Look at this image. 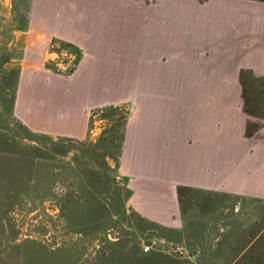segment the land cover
I'll use <instances>...</instances> for the list:
<instances>
[{
    "label": "rangeland",
    "instance_id": "1",
    "mask_svg": "<svg viewBox=\"0 0 264 264\" xmlns=\"http://www.w3.org/2000/svg\"><path fill=\"white\" fill-rule=\"evenodd\" d=\"M31 29L47 75L75 74L63 38L97 50L109 90L83 139L13 114ZM242 70L264 72V1L0 0V264H264V120ZM174 179L204 189L171 199ZM156 240L185 255H143Z\"/></svg>",
    "mask_w": 264,
    "mask_h": 264
},
{
    "label": "crops",
    "instance_id": "2",
    "mask_svg": "<svg viewBox=\"0 0 264 264\" xmlns=\"http://www.w3.org/2000/svg\"><path fill=\"white\" fill-rule=\"evenodd\" d=\"M25 38V52L13 102L14 116L31 133L59 138H85L88 132V111L90 107L103 106L105 104L102 102L103 98L109 90V83L104 80V70L102 67L101 70L98 68L100 62L97 50L94 49V46L89 49L87 43L81 38H63L64 42L71 43L81 53L75 74L69 79L63 80L61 77L47 75L41 68V62L38 59L44 44L36 38L35 30L31 29ZM35 58L37 61H34ZM254 73L257 72L254 71ZM257 76L264 77V72ZM195 84L199 86V83ZM188 86L192 88L195 85L189 83ZM175 88L180 89L179 85L172 87L173 90ZM166 94L165 92L160 93V106L167 105L168 96ZM150 121L153 122L154 119L151 118ZM262 128H264V124L260 130ZM197 144L199 147L203 146V144ZM184 167L188 169L187 166ZM179 168L174 169L173 166L170 169ZM166 169L169 170V167ZM123 175L131 177L126 172ZM160 175L159 178L168 181L165 176L167 174L162 172ZM167 181H163V183ZM167 183L173 189L169 193L171 199H176L179 196L177 191L179 186L204 189L203 186L197 187L191 182L183 183L178 179Z\"/></svg>",
    "mask_w": 264,
    "mask_h": 264
},
{
    "label": "trees",
    "instance_id": "3",
    "mask_svg": "<svg viewBox=\"0 0 264 264\" xmlns=\"http://www.w3.org/2000/svg\"><path fill=\"white\" fill-rule=\"evenodd\" d=\"M264 1V0H257ZM57 43V42H54ZM63 47L73 49L76 52V64L81 58V53L69 43L58 41ZM239 82L241 85V97L243 99V109L247 115L264 120V77L255 76L250 70H242L239 74ZM262 125H257L253 132L258 131ZM248 133H253L247 129ZM181 190L178 189L180 196Z\"/></svg>",
    "mask_w": 264,
    "mask_h": 264
},
{
    "label": "built area",
    "instance_id": "4",
    "mask_svg": "<svg viewBox=\"0 0 264 264\" xmlns=\"http://www.w3.org/2000/svg\"><path fill=\"white\" fill-rule=\"evenodd\" d=\"M164 243H161L158 240L152 241L150 243V245L142 247L141 253L143 255H148V254H150L152 252V250H153L152 247H159L160 245H162ZM165 244L168 245L167 243H165ZM161 251L165 252L167 254H170V255H172L174 257H178V258H181L182 256L185 255L184 248L179 246V245H174V246L168 245V247H166V250H161Z\"/></svg>",
    "mask_w": 264,
    "mask_h": 264
}]
</instances>
